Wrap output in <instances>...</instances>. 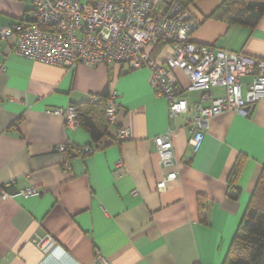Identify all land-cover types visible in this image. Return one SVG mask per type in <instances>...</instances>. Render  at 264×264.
Listing matches in <instances>:
<instances>
[{"label": "crops", "instance_id": "crops-1", "mask_svg": "<svg viewBox=\"0 0 264 264\" xmlns=\"http://www.w3.org/2000/svg\"><path fill=\"white\" fill-rule=\"evenodd\" d=\"M190 1L200 22L192 41L264 60V17L251 30L212 16L225 0ZM32 8L33 0H0V29L25 21ZM1 44L0 184L11 182L12 195L30 187L40 195L0 196V264L224 263L264 166V98L249 116L229 111L212 118L195 153L192 114L169 117L149 69L123 63L69 70L17 55L14 37ZM150 52L164 61L172 51L161 43ZM175 75L190 105L198 102L200 91H188L187 74ZM241 80L248 84L252 76ZM106 90L119 93L117 124L101 150L74 153L67 170V155L54 147H87L92 139L54 111ZM225 94L224 87L211 90L213 98ZM117 128H130V138L116 141ZM171 129L177 164L166 168L154 139ZM173 170L177 179L159 192L157 184ZM199 196L208 201L202 218ZM45 235L59 244L49 257L34 243Z\"/></svg>", "mask_w": 264, "mask_h": 264}, {"label": "built area", "instance_id": "built-area-1", "mask_svg": "<svg viewBox=\"0 0 264 264\" xmlns=\"http://www.w3.org/2000/svg\"><path fill=\"white\" fill-rule=\"evenodd\" d=\"M199 25L189 8L172 0H33L27 20L0 29V51L2 41L14 37L13 49L17 55L69 70L81 64L96 68L123 63H128L132 69H149L155 89L167 100L169 117L176 119L182 113L192 114L189 125L193 134L191 145L197 153L202 148L205 130L212 118L229 111L249 116L251 108L264 98V60L243 52L195 43L191 35ZM161 43L170 46L172 51L164 61L157 60L150 52ZM177 69L190 78L188 91H200L199 100L193 105L178 89ZM5 70L1 67L0 73ZM245 76H252V81L242 83ZM216 87H224L226 94L213 98L211 90ZM101 99L98 94L87 96L90 103H99ZM205 102L210 104L205 106ZM120 108L119 93L111 91L106 108L110 127L116 126ZM54 112L65 117L69 128L79 125L74 105ZM174 132L171 129L154 139L157 153L166 168L177 164ZM130 134V128H117L116 141L129 139ZM77 148L79 150L69 144L54 147L67 155V170L71 169L70 157L74 153L85 156L101 150L103 145ZM123 166V161L116 165L118 169ZM178 174L176 170L170 171L157 184V190L165 191ZM10 184H0L3 199L40 195V191L33 187L12 195L7 191ZM34 243L45 257L53 255L59 247L52 235L36 236ZM97 259L104 260L100 253Z\"/></svg>", "mask_w": 264, "mask_h": 264}, {"label": "trees", "instance_id": "trees-1", "mask_svg": "<svg viewBox=\"0 0 264 264\" xmlns=\"http://www.w3.org/2000/svg\"><path fill=\"white\" fill-rule=\"evenodd\" d=\"M182 3L186 8L192 1L172 0ZM214 18L242 26L251 30L257 28L264 17V0H225L212 15ZM28 17L25 19L27 20ZM110 91L101 95L99 103L83 102L74 105L77 121L91 136L95 147L104 138L109 129L106 117L107 100ZM77 150L79 148L76 147ZM237 173L233 170V176ZM230 177L233 182L234 177ZM201 218L208 208V201L198 197ZM223 264H264V166L256 188L245 210L243 222L236 231L230 250Z\"/></svg>", "mask_w": 264, "mask_h": 264}, {"label": "water", "instance_id": "water-1", "mask_svg": "<svg viewBox=\"0 0 264 264\" xmlns=\"http://www.w3.org/2000/svg\"><path fill=\"white\" fill-rule=\"evenodd\" d=\"M254 108H255V106H253V107L251 108L250 112H252V111L254 110ZM229 196H230V197H236V196H237V192H236V191H231V192L229 193Z\"/></svg>", "mask_w": 264, "mask_h": 264}, {"label": "rangeland", "instance_id": "rangeland-1", "mask_svg": "<svg viewBox=\"0 0 264 264\" xmlns=\"http://www.w3.org/2000/svg\"><path fill=\"white\" fill-rule=\"evenodd\" d=\"M87 0H83V2H86Z\"/></svg>", "mask_w": 264, "mask_h": 264}]
</instances>
